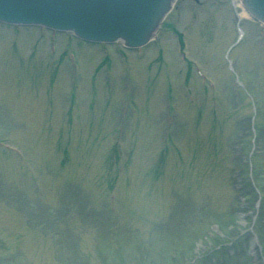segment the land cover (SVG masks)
Masks as SVG:
<instances>
[{
  "label": "rangeland",
  "instance_id": "374dc122",
  "mask_svg": "<svg viewBox=\"0 0 264 264\" xmlns=\"http://www.w3.org/2000/svg\"><path fill=\"white\" fill-rule=\"evenodd\" d=\"M172 11L140 53L0 25V264H264V27Z\"/></svg>",
  "mask_w": 264,
  "mask_h": 264
},
{
  "label": "water",
  "instance_id": "95a60500",
  "mask_svg": "<svg viewBox=\"0 0 264 264\" xmlns=\"http://www.w3.org/2000/svg\"><path fill=\"white\" fill-rule=\"evenodd\" d=\"M174 0H0V22L70 31L87 42L144 46ZM264 22V0H243ZM155 30V32H154Z\"/></svg>",
  "mask_w": 264,
  "mask_h": 264
},
{
  "label": "bare ground",
  "instance_id": "6f19581e",
  "mask_svg": "<svg viewBox=\"0 0 264 264\" xmlns=\"http://www.w3.org/2000/svg\"><path fill=\"white\" fill-rule=\"evenodd\" d=\"M175 1V0H174ZM154 32H155V30H154Z\"/></svg>",
  "mask_w": 264,
  "mask_h": 264
}]
</instances>
